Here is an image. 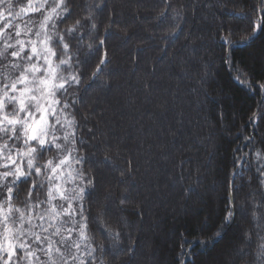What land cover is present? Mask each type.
<instances>
[{
    "label": "trees",
    "instance_id": "obj_1",
    "mask_svg": "<svg viewBox=\"0 0 264 264\" xmlns=\"http://www.w3.org/2000/svg\"><path fill=\"white\" fill-rule=\"evenodd\" d=\"M194 1L198 0H148L146 5V12L150 15L152 13L158 14L163 13L160 16L158 23L161 26L160 32H164L170 29L169 38L171 43H175L170 52L174 56V66L170 71L172 75H180L177 80L180 83H175V87L182 89L181 92H186L188 98L185 101L178 102V105H185L188 107V111L194 108V104L198 102L201 98L202 90H198L194 94L191 93L190 88L197 86H203L207 90L223 95L218 103L208 102L202 112H206L210 115L216 130L221 128L220 116L222 111L225 113L226 117V133L227 136L219 134L217 141L214 143L215 148L218 150V156L210 166L203 164L201 168L200 175L204 179L203 188L209 186L211 178L209 173L215 171L217 176L221 178L220 188L222 196L217 204H213L212 199H209L208 205L209 209L205 211L199 207L191 210L194 212V216H190L192 213H185L179 215V213H167L165 214V220L168 222L169 226L175 227V237L170 244L164 246L165 251L169 255L170 264H228V260L234 259L233 264H253L256 258V250L258 245L261 243V237H264V231L259 233L257 236L254 233V226L252 221V208L250 204L246 203L245 200L250 195L251 191H255L256 203L259 204L260 199H264V186H261L259 182V174L257 172V167L260 166L261 162H258L255 158V148L264 149V118L260 119L259 113L264 112V31H256L254 38L249 39L252 36L258 18H264V11H260L261 7L264 5L260 4V0H224L223 5L217 6L214 0H205L200 3L199 6L192 7ZM107 0H102L98 6V9L94 14L86 15L84 12L85 0H71L69 8H71L72 14L63 23L59 24V30L63 34V30L69 27H73L77 20L83 22L88 20L89 23L86 25L87 28L91 27V24L96 25V29L92 31L89 35H84L85 29H80L78 36H84V44H93L94 54L90 55L87 59L81 56L82 64L80 68L76 69L79 72V85L78 87L73 86L70 82L68 88V94L77 100L75 104L74 115L76 120L80 124L78 129V134L85 137L88 141V145H85L83 151L85 154L95 153L97 158L101 159V154L96 150L95 137H93V126L92 120H88L86 115V104L96 101L99 97V92L93 94L91 98H88L90 93V86L94 84L99 77L109 78L110 75L113 77L114 90L123 92L124 95L122 99L118 102H111L107 105V111L102 114L100 109L98 110V117L100 121L105 124L106 127L111 129V140L107 143V147L117 152L122 158L120 161L127 165L131 169L132 163L130 162L132 156L136 157L138 163L142 165L144 159L147 155L145 150H143V140H149L146 136L149 131H141L142 126L140 125V119L136 120L139 126V130L132 126V130L127 129L124 133L118 131L117 119L113 114L117 108L121 109L123 119H130L131 112L133 113V108L136 106L140 108L142 103H145L146 88L148 85V80L146 74H150V67L147 66L145 61V56L142 58L143 71L142 75L133 74L129 83L126 84L122 78L119 77L117 71L112 68V64L116 57L112 54V50L117 51L120 49V45L116 41H111V36L121 28H129L133 33L138 34L137 28L134 27V19L139 16V10L136 6L137 3L130 5L129 7H119V4L115 2L114 6L117 10L115 13L117 18H112L110 14V7L107 6ZM14 5V11L18 12L19 9L28 3V0H12ZM117 3V4H116ZM117 6V7H116ZM225 8V9H224ZM174 9L176 11L175 18L176 24L171 25L170 13ZM224 9V10H222ZM228 13L226 10H228ZM0 11H4L0 8ZM240 13L245 15L234 16L230 13ZM194 15H193V14ZM7 16V12H4ZM230 15V16H229ZM29 17L33 21L42 19L38 14L29 13L27 15H22L17 18L14 23L20 28L22 26V32L24 30L25 23L28 22ZM93 17V19H91ZM188 20H190L187 25ZM4 20L0 19V26H2ZM5 32H10L13 36L15 33L14 29H6ZM175 34V36H173ZM192 38L197 45L203 50V55L198 56L196 60L190 61L186 56V49H184L185 43ZM4 39V34L0 33V47H2V42ZM19 39H32L35 37L29 33L27 36L21 35ZM103 40V46H99L100 41ZM243 40H248V43H241ZM202 41H205L204 44ZM14 43V41H12ZM66 43H70L69 56L76 52L73 45L76 41L69 42L65 39ZM202 43V44H201ZM56 52L53 60L59 65L61 59H64V53L62 51V45H50ZM163 55L167 51L168 44L163 43ZM27 50V49H26ZM137 50H141L136 49ZM85 51L91 52V49H85ZM135 51V52H136ZM159 53V50H156ZM134 52V53H135ZM106 54V63L101 65V57ZM126 55V54H125ZM125 55L119 56L118 64L122 66L123 70L126 68L130 69L133 65V61L136 60V54L131 56V53L127 52V57ZM13 61L16 58H10ZM173 60V59H172ZM218 61V67L214 68L213 62ZM99 66V72L97 73V68ZM215 71L217 76V82L208 81L207 76L209 72ZM57 73H63L65 76L68 75V71L65 66L61 65L58 68ZM131 73V72H130ZM18 75V73H16ZM185 76L186 79H183ZM95 77V78H93ZM4 78V70L0 68V79ZM247 81V84L242 83ZM154 92L156 96L160 95L159 90L163 83L155 80ZM166 87L170 93L174 92V84L167 83ZM180 84V85H179ZM126 85L128 86L126 88ZM107 90L110 89V84L105 85ZM214 94V95H215ZM7 111V109L5 110ZM148 113H153L156 116L164 115V111L156 107L155 109H147ZM165 114L166 118H175L178 112L177 107L172 105L166 107ZM201 112V113H202ZM205 113V114H206ZM256 113L254 120H251L253 114ZM202 118V116H201ZM142 120V119H141ZM251 121V122H250ZM51 122V120L49 121ZM144 122V121H143ZM145 128L150 130V123H145ZM206 122L199 125L198 133H192L191 120L188 119L181 122L179 129L183 137L192 138L194 144L197 146L200 154H205V146L207 143L205 141L206 136ZM178 132V133H179ZM178 136H181V134ZM184 134V135H183ZM151 136V135H149ZM246 137H253L255 145L249 144L246 141ZM171 136H169V139ZM168 139V140H169ZM202 140L205 141L203 144L198 142ZM172 143L173 141L170 140ZM4 143L0 140V146ZM10 143V142H9ZM148 147L154 146L152 140L145 142ZM220 151V152H219ZM247 153L248 160L244 164L239 158ZM6 154L3 152L2 147H0V162H2V155ZM14 154V153H13ZM94 154V155H95ZM15 155V154H14ZM51 153H45V159ZM191 154L189 150L184 152L175 161L172 160L170 167L173 169V179L174 182L178 181L179 175L182 174L181 164L185 160H191ZM100 162V161H99ZM192 166L195 163L191 162ZM97 164L95 160H91L86 167L96 178V190L95 194H101L103 188L97 190L98 179L101 176L107 179V187L111 184L117 183V179L113 174H105L103 170ZM208 166V167H207ZM207 167V168H206ZM3 169H0L2 171ZM211 170V171H210ZM239 170V175L235 173ZM144 180L148 181L151 177L147 176L149 170H144ZM189 175L196 174L194 169H189ZM106 175V176H105ZM235 175V179L232 177ZM195 181H197L195 179ZM213 182V180H212ZM151 184V181L149 182ZM105 184V183H104ZM233 185L239 186L238 189H233ZM106 186V185H105ZM31 181L27 183H19L18 195L13 197L14 205L20 208L22 211L27 212L28 208L25 205V198L29 190L31 189ZM106 188V187H105ZM16 189H14V192ZM232 192L234 200L231 202L233 207H236L233 222L227 226L226 229L221 228V224L224 220L225 215L229 209V193ZM183 191L180 189V193ZM182 195V194H180ZM40 200H46L47 195L45 191H33L32 197L28 198L29 205L36 203V197ZM140 196L142 199V196ZM2 198V197H0ZM243 205H242V202ZM58 203V201H54ZM145 202V199H143ZM173 202V201H172ZM174 204V203H173ZM219 205L218 213L215 212V207ZM88 206L91 214L95 216V204L94 200L88 201ZM245 208V211L241 210V207ZM44 205H41L43 208ZM165 209V208H163ZM59 210V209H58ZM254 210V209H253ZM252 210V211H253ZM36 209H32V214L35 215ZM141 210L138 212L128 211L127 216L132 221H137ZM206 213V214H205ZM259 216V213H258ZM164 217V216H163ZM103 222V227L111 229L115 232H119L120 244L122 246H128L131 257L136 250V242L128 243L123 227L120 224L119 213L116 209H110L107 218L101 219ZM36 223H39L37 220ZM66 227L71 228V224L66 225ZM51 231V230H50ZM223 232V235L218 239L213 240L212 237L217 232ZM249 233L252 237L251 245H247L248 250L244 257L243 255L237 257L235 255L236 248L241 242H245L243 238V233ZM89 238L91 240L92 247H97L103 244L106 248L110 246V239H107L104 234L100 231V228L94 222H90L89 225ZM58 239V238H55ZM205 242L207 245L205 246ZM15 244L16 241H13ZM0 244L6 246L7 241L0 236ZM159 242L157 240V243ZM155 245V244H154ZM16 255H22V252L17 249ZM100 256L99 251L96 253ZM126 259L128 254L124 256ZM130 257V256H129ZM104 264H123L119 258V255L114 251H109L101 257ZM4 259H7L5 256ZM41 259H44L41 257ZM2 264V260H0ZM11 264V262H10ZM258 264V262H256Z\"/></svg>",
    "mask_w": 264,
    "mask_h": 264
},
{
    "label": "snow or ice",
    "instance_id": "obj_2",
    "mask_svg": "<svg viewBox=\"0 0 264 264\" xmlns=\"http://www.w3.org/2000/svg\"><path fill=\"white\" fill-rule=\"evenodd\" d=\"M70 3L71 0H28L27 5L15 12L12 0H0V8L4 9L0 11V19L4 20L0 26V33L4 34L0 47V68L4 70V78L0 79V140L4 143L0 147L6 153L0 162V169H3L0 171V236L7 241L6 246L0 244L2 264H104L101 258L104 254L122 250L121 234L105 230L101 217L93 216L88 206V201L95 195L96 178L86 165L94 158V153L85 154L83 151L88 141L78 134L80 124L73 111L77 100L69 96L68 88L70 82L78 87L79 72L76 69L82 64L81 56L87 59L95 49L91 43L84 44V36H78V32L85 29L84 35H89L96 25L93 23L87 28L88 20H77L73 27L64 29L61 34L58 26L71 16L73 10L69 8ZM260 4L264 5V0H260ZM259 10L264 11V7ZM29 13L38 14L42 19L33 21L29 17L22 32L14 21ZM6 29H14V36L5 32ZM256 31H264V18H258L249 39L254 38ZM29 33L35 37L34 40L19 39L22 34L27 36ZM66 38L69 42L76 41L73 45L76 52L71 56L68 54L70 43L65 42ZM241 43L247 44L248 40ZM103 44L101 40L99 46ZM49 45H62L65 58L55 67L51 58L56 56V52ZM106 61L105 54L101 57V65ZM61 65L68 71L67 76L57 73ZM242 83L247 84V81ZM256 115L254 113L251 120ZM259 116L264 118V112H260ZM245 139L248 144L255 145L253 137ZM253 148L256 160L261 162L257 172L259 182L264 186V149ZM45 153L52 155L45 159ZM239 159L247 165L248 154ZM105 163L111 161L106 157ZM235 175H239V170ZM29 181L32 187L25 198L28 208L25 212L15 207L13 197L18 195V184ZM238 188L233 185V189ZM33 191H45L47 199L40 200L37 196L36 203L29 205L28 198L32 197ZM250 195L254 209L253 231L259 236L264 231V199H260L257 205L255 191ZM233 200L230 191L229 209L221 224L222 229L234 220L236 207L232 206ZM126 201L125 196L120 204L124 205ZM41 205L44 207L41 208ZM32 209H36L35 215ZM37 220L39 223H36ZM90 222L96 223L102 234L111 240L109 248L103 244L98 248L92 247L88 235ZM68 224L71 228L66 227ZM222 235V231L217 232L212 239ZM244 240L251 245L249 233H245ZM17 249L22 255H16ZM98 251L100 256L96 255ZM237 251L241 255L248 254L246 250ZM5 256L7 259H4ZM256 262L264 264V237H261L256 250L253 264Z\"/></svg>",
    "mask_w": 264,
    "mask_h": 264
},
{
    "label": "rangeland",
    "instance_id": "obj_3",
    "mask_svg": "<svg viewBox=\"0 0 264 264\" xmlns=\"http://www.w3.org/2000/svg\"><path fill=\"white\" fill-rule=\"evenodd\" d=\"M101 1L102 0H85V14H94ZM204 1L205 0L194 1V5L190 8H197V6ZM214 1L219 8L224 3V0ZM115 2L119 4V7H129L130 5L137 3L136 6L139 10V16L135 17L133 25L137 28L136 30L139 31L138 34H135L132 32L133 30L131 31L129 28L125 27L116 31L111 36V41H116L120 45V49L117 51L112 50V54L116 57V60H114V63L112 64V68L117 71V74L124 80V82L128 81L126 82V84H128L131 79V75L134 73L142 75L144 73L142 63L143 56L146 58L145 61L147 66L150 67L149 69H151L152 66L150 74H146L148 85L145 90V103H142L140 108L137 106L133 108L134 110L133 113L131 112L130 119H123V112H121L120 108H117L115 111L113 110V114L117 119L116 127L120 133L124 134H127V132H125L127 129L132 130V126H135L139 130V126L134 117L136 119L138 118L141 121V131H149L146 137L149 140H152L154 146L148 147L145 142H148L149 140H143V150H145L147 155L142 165L137 162L135 156H132L130 161L132 163L131 169L120 161L122 157L117 152L112 151L107 147V143L110 142L112 137L110 134L111 129L106 127L105 124L100 121L97 115L98 113H96L98 111L96 108L98 107L103 114L104 111L106 112L108 109L106 106L110 105L111 102L116 103L118 100L120 101L124 93L112 88L114 80L111 75L109 78L99 77L97 81L90 86L88 98H91L96 92H99V97L96 101L90 103V105L86 104V117L94 123L92 134L93 137H95L96 150L102 155L101 159H99L94 153L95 155L93 160H95L97 164H100L99 166L105 174L114 173L117 183L113 184L112 187H110L111 184H109V187H107V183H109H106L107 179L105 177L104 179L101 176L99 177L97 190L103 187L104 188L101 194H95L93 198L95 204V216L99 215L101 219L107 218V214L110 209H116L118 211L120 224L123 227L128 243L131 246L133 241H135L137 245L133 257H131L128 246H122V250L120 251L113 250L119 255L123 264H163L167 258L164 257L160 262L153 244V239H156L160 235L156 228L159 220L167 213L175 212L179 213V215H183V211L186 209H188L186 213H192L190 216H194V212L191 210L199 207L207 211L209 209V199H212L214 202L213 204H217L222 196L219 184L221 182V178L217 176V173L210 170L211 172L209 173V176L211 178V182L209 186H205L203 188L204 179L200 175V172L203 164L210 166V164L216 160L218 150L215 148L216 146H214V143L217 141L219 134H223L224 136L228 135L226 133V117L223 111L220 116L221 128L218 130L215 129L210 115L206 112V114L202 112L204 106L209 101L218 103L220 99L223 98V95L215 94L203 86L194 85V87L190 88L192 94L198 90H202L201 98L194 104V108L188 111L187 106L178 105L180 100L181 102H186L188 93L185 94L186 92H181L182 89L180 86L178 88L175 87L176 81H178L177 83H180V80H177V77L179 78L180 75H172L170 72L174 66L173 61H175L174 56H172L170 52L172 51V47L175 43L169 44L170 29H167L166 31L164 30L162 33L160 32L161 26L159 25L158 20L160 16H163V13H152V15L148 14L145 10L148 0H107L106 3L107 6L110 7L111 17L115 19L117 18L115 13V10L117 9L114 6ZM228 11L229 9L227 10V13ZM175 13L176 11L172 9L170 13L171 25H175L177 23ZM189 21L190 20H188L187 25L190 23ZM20 30H22V26H20ZM204 42L205 41H202L203 44ZM163 43L168 44L169 47L167 51H165L164 55L162 48ZM139 48L141 50L136 51V49ZM184 49H186V56L190 59V61L196 60L198 56L202 57V52L204 50H202L197 45V42L192 40V38L188 41V43H185ZM156 50H159V53H156ZM127 52L131 53V56L136 54L137 60L136 62L135 60L133 61V65H131L129 71L126 68L123 70L122 66L118 64V57L121 56V54H126L125 57H127ZM51 59L53 66L55 67L57 64L53 60V57ZM212 65L214 68H217L218 61L213 62ZM183 77V79H186L185 76ZM207 79L211 82H217L218 80L215 71L210 70ZM155 80L163 83V86H161L159 90L160 95L158 96H156V92H154V86L156 84ZM166 82L174 84V92L170 93V91H168ZM106 84H110L111 87L109 90H107V87L105 86ZM127 87L128 86L126 85V88ZM172 105L177 107V115L175 118L171 117L167 119L165 117V114H167L166 107L171 108ZM156 107L163 110L164 115L156 116L153 113H148L147 109L151 110ZM188 119L191 120L193 135L198 133L199 125L203 123V120L207 124L206 136L204 137L207 143V146H205L204 149L205 154L197 152L198 148L194 144L192 138H182V134L179 132V129H181V122ZM143 121L151 124V127L149 128L150 130L145 128L146 124H144ZM178 132L181 136L177 137L179 134ZM169 136H171L170 139ZM170 140L173 142L171 143ZM205 141L200 140L198 143L203 144ZM188 150L192 159L183 161L181 164L183 172L179 175L178 181L174 182L172 177L173 169L170 167V162H172V160L176 161L181 154ZM106 157L111 161V163H105ZM13 158H15L14 154ZM192 161L195 163V166H192ZM189 169H194L196 174H192V176L189 175ZM144 170H149L147 171V173L149 172L147 176L151 178L150 180L148 179V181L144 180ZM195 179L197 181H195ZM150 181L152 185H149ZM65 187H68V185ZM180 189L183 191L182 193H180ZM252 192L253 191L250 193ZM137 194L141 195L142 199L140 196H137ZM125 196L127 197V201L124 205H121L120 201ZM143 199H145V202H143ZM245 202L250 204V207L252 208V195H248ZM53 203L56 202L53 201ZM122 208L124 210H122ZM139 209L141 210L139 219L137 221L130 220L127 216V212L134 211L136 213ZM218 211L219 205L215 207V212L218 213ZM243 211H245V208H243ZM253 229H255V224L251 227V230ZM105 230H107V228H105ZM244 236L245 232L243 233V238ZM167 243L171 245L172 241L167 240ZM237 249L247 251L248 247L245 242H241L238 245L235 255L239 257L241 254L237 251ZM127 254L128 257L126 259L124 256ZM233 262L234 259L228 260V264H233Z\"/></svg>",
    "mask_w": 264,
    "mask_h": 264
},
{
    "label": "bare ground",
    "instance_id": "obj_4",
    "mask_svg": "<svg viewBox=\"0 0 264 264\" xmlns=\"http://www.w3.org/2000/svg\"><path fill=\"white\" fill-rule=\"evenodd\" d=\"M188 211V209L184 210V214ZM168 222L165 220V216L163 218H161L158 222V226L157 231H159V237H157L156 239H153V244H155L154 248L157 251L158 257H159V261L161 262V260L165 257L167 258V260L163 263V264H170L169 261V255L168 253L165 251L164 246L167 244V240H173L175 237V227L174 225L172 227H170L168 229ZM157 240L159 242V245L156 244ZM162 264V263H160Z\"/></svg>",
    "mask_w": 264,
    "mask_h": 264
}]
</instances>
